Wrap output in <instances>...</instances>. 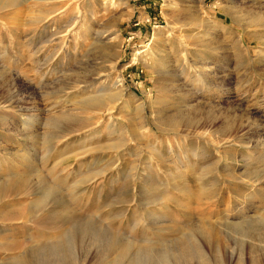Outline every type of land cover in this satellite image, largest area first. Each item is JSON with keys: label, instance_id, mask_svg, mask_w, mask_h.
Instances as JSON below:
<instances>
[{"label": "rangeland", "instance_id": "374dc122", "mask_svg": "<svg viewBox=\"0 0 264 264\" xmlns=\"http://www.w3.org/2000/svg\"><path fill=\"white\" fill-rule=\"evenodd\" d=\"M260 1L0 0V264H264Z\"/></svg>", "mask_w": 264, "mask_h": 264}, {"label": "bare ground", "instance_id": "6f19581e", "mask_svg": "<svg viewBox=\"0 0 264 264\" xmlns=\"http://www.w3.org/2000/svg\"><path fill=\"white\" fill-rule=\"evenodd\" d=\"M38 1H43V0H38ZM262 2V0L260 1ZM41 3V2H40ZM12 4H16L14 1H12ZM259 4V3H258ZM233 5V4H232ZM247 8V7H246ZM260 8V7H259ZM243 9V8H242ZM254 11H256L255 9H252ZM240 11V10H239ZM242 11V10H241ZM244 11V10H243ZM263 11V10H261ZM257 12V11H256ZM240 13V12H239ZM245 13V11H244ZM261 14V12H258V14ZM243 14V13H242ZM257 14V13H256ZM57 15V14H56ZM238 15V14H237ZM247 15V14H246ZM245 15V16H246ZM263 15V14H262ZM261 15V16H262ZM259 15V17H261ZM243 17V16H242ZM256 17V16H255ZM199 18V17H198ZM258 17H256L255 20H249L250 25L251 26H260L259 22H258ZM264 18V17H263ZM261 19V18H260ZM239 20V19H238ZM202 21V20H201ZM243 20L241 19V23ZM199 22V20H198ZM204 22V21H203ZM239 22V21H238ZM236 23V22H235ZM201 24V23H200ZM203 24V23H202ZM206 24V23H205ZM244 24V23H243ZM242 24V25H243ZM247 24V23H246ZM175 25V24H174ZM263 25V22H262ZM244 26V25H243ZM214 27V23H210L208 26L207 25H203L202 28H204V30L206 31L205 34L210 35L211 32V28ZM262 27V26H261ZM260 27V28H261ZM263 28V27H262ZM157 29H154V32L156 33ZM214 31V30H213ZM210 32V33H209ZM96 37V36H95ZM134 56H136V54H134ZM135 60V57L134 59ZM199 72H197L198 74ZM74 85V84H73ZM97 97V96H96ZM107 98V97H106ZM108 100V98H107ZM110 100V99H109ZM90 102V101H89ZM96 102V101H95ZM88 103V102H87ZM101 103V102H99ZM97 104V103H96ZM89 105V103H88ZM105 105V104H104ZM86 107V106H85ZM98 107V106H97ZM89 109V108H87ZM237 110V109H236ZM32 118L29 119L32 121H38L37 117L31 116ZM180 122V121H179ZM6 123L5 119H0V126L4 127ZM203 123V122H202ZM207 123V122H206ZM246 124V123H245ZM252 124V123H251ZM205 125V122L204 124ZM182 126V125H181ZM206 126L208 127V124H206ZM211 126V125H210ZM213 126V124H212ZM254 126V125H253ZM203 127V126H202ZM217 127V126H216ZM257 128V126H255ZM211 128V127H210ZM27 129V128H26ZM259 130V129H258ZM19 131V130H18ZM256 131V130H254ZM27 131H25L26 133ZM60 132V131H59ZM20 133V131L18 132ZM253 133V131H252ZM257 133V132H256ZM255 133V134H256ZM18 135V134H17ZM97 134H92L88 137L87 140H91L96 136ZM246 135V134H245ZM257 135V134H256ZM21 136V135H20ZM24 136V135H22ZM234 136V135H233ZM253 136V135H252ZM183 137V136H182ZM250 140V139H249ZM254 141V140H253ZM257 143V142H256ZM259 143V142H258ZM44 145V144H43ZM250 179V178H249ZM247 182V181H246ZM245 182V183H246ZM249 182V181H248ZM251 184V183H250ZM9 212V211H8ZM17 215V214H15ZM14 216V215H12ZM234 226V224L232 225ZM202 234L203 236H200L198 239L199 241H195L192 238L189 239V246L188 244L186 245V248L182 249V254H178L176 257L174 256V260L171 261L167 256L162 255L161 259H159V261L157 263L160 264H257V262H255L251 257L243 258L242 256H240L235 262H230L229 260H227V258L225 257V251H221L219 249V246H217L216 242V236L214 233H212L210 230H202ZM201 234V233H200ZM196 237V236H195ZM219 243V242H218ZM220 244V243H219ZM235 245V244H234ZM223 246V245H222ZM228 246V245H227ZM226 246V247H227ZM70 248V247H69ZM231 250V248H230ZM231 252V251H230ZM161 253V252H160ZM232 253V252H231ZM236 253V251H235ZM177 254V253H176ZM238 254V253H237ZM229 255V254H228ZM167 257V258H166ZM171 258V257H170ZM85 259V258H84ZM87 259V258H86ZM169 259V260H168ZM173 259V258H172ZM184 261H181V260ZM93 257L90 258V262H93ZM79 262V261H78ZM80 263V262H79ZM88 263V262H87ZM109 263V262H108ZM13 264H29L27 263L24 259H17L13 262ZM32 264H45L43 261H40L39 259H36L35 261H33ZM90 264V263H89Z\"/></svg>", "mask_w": 264, "mask_h": 264}]
</instances>
